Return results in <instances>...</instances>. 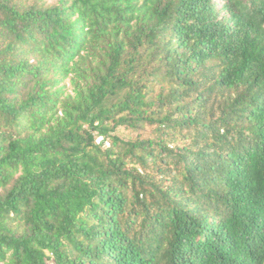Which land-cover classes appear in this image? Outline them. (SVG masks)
<instances>
[{"label":"trees","instance_id":"trees-1","mask_svg":"<svg viewBox=\"0 0 264 264\" xmlns=\"http://www.w3.org/2000/svg\"><path fill=\"white\" fill-rule=\"evenodd\" d=\"M47 1L0 0V264H264V0Z\"/></svg>","mask_w":264,"mask_h":264},{"label":"rangeland","instance_id":"rangeland-1","mask_svg":"<svg viewBox=\"0 0 264 264\" xmlns=\"http://www.w3.org/2000/svg\"><path fill=\"white\" fill-rule=\"evenodd\" d=\"M57 0H48L47 3L48 4H54ZM151 132V129L148 128L146 129L145 132H140V134L142 135V137H146L149 133ZM115 134L117 136H119L120 138L124 139L125 141H133L136 139L137 136V132L135 131H131L130 129L127 128H118L115 131Z\"/></svg>","mask_w":264,"mask_h":264},{"label":"built area","instance_id":"built-area-1","mask_svg":"<svg viewBox=\"0 0 264 264\" xmlns=\"http://www.w3.org/2000/svg\"><path fill=\"white\" fill-rule=\"evenodd\" d=\"M102 142H103V139H102V138H98V139H97V144H100V143H102ZM104 144H105L106 147H109V146H110V144H109L108 141H105Z\"/></svg>","mask_w":264,"mask_h":264}]
</instances>
